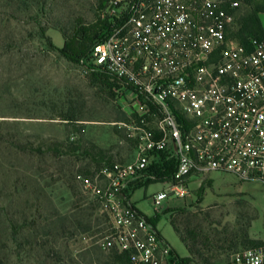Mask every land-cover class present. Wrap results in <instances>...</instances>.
Wrapping results in <instances>:
<instances>
[{
    "label": "built area",
    "instance_id": "1",
    "mask_svg": "<svg viewBox=\"0 0 264 264\" xmlns=\"http://www.w3.org/2000/svg\"><path fill=\"white\" fill-rule=\"evenodd\" d=\"M242 0H106L108 34L81 63L115 83L121 123L135 157L105 159L80 177L100 203L107 228L95 244L127 253L130 264H178V253L123 193L144 183L159 152L177 169L153 197L159 211L190 195V183L227 173L264 186V40L234 36ZM181 119L183 123H179ZM162 183V182H161ZM226 264H264V244L238 250Z\"/></svg>",
    "mask_w": 264,
    "mask_h": 264
},
{
    "label": "rangeland",
    "instance_id": "2",
    "mask_svg": "<svg viewBox=\"0 0 264 264\" xmlns=\"http://www.w3.org/2000/svg\"><path fill=\"white\" fill-rule=\"evenodd\" d=\"M257 1L251 0L247 10ZM102 5V0H0V243L12 248L10 215L35 214L28 210L31 204L24 203L31 197L23 188L40 183L54 206L43 205L39 212L44 216L53 209L68 213L74 203L95 208L99 202L79 176L94 178L101 157L119 164L135 157V146L121 125L130 116L117 103L115 83L109 86L100 71L59 52L65 42L60 29L71 34L80 19L86 25L97 21ZM241 22L237 15L236 27ZM214 176L203 192L195 186L186 199L165 201L157 218L158 230L179 259H191L189 264H226L235 251L244 249L246 239L264 244V186L227 173ZM167 187L158 182L139 189L133 201L152 214L153 199L145 196ZM101 215L98 206L94 217L102 218V231L39 241H49L68 264L69 259L79 264L107 261L95 246L108 225ZM36 222L41 232L46 224L42 218ZM46 252L23 254L21 264H39ZM18 263L13 257L11 264Z\"/></svg>",
    "mask_w": 264,
    "mask_h": 264
},
{
    "label": "trees",
    "instance_id": "3",
    "mask_svg": "<svg viewBox=\"0 0 264 264\" xmlns=\"http://www.w3.org/2000/svg\"><path fill=\"white\" fill-rule=\"evenodd\" d=\"M102 4L104 9L106 0H102ZM250 5L251 0H242V5L238 8L236 13V18L238 15L242 22L240 24L238 23L237 27L235 25L236 28L234 36L244 44L248 43L249 37L264 40V33L258 17L260 13H264V0L255 2L254 8L247 10ZM60 31L65 38V42L63 48L59 52L69 61L80 63L83 57L88 56L93 46L107 36L108 27L106 21L102 18L87 25L83 24V20L80 19L78 26L71 34H68L64 29H60ZM101 75L107 80V84L109 86L114 84L109 76L104 73ZM70 114L71 116H74L75 112L70 111ZM126 117L127 116H124V119L127 120ZM178 121L179 123H183L181 119H178ZM129 141L135 146L134 141ZM105 159V157H101L98 163L101 165ZM176 169V162L174 160H167L165 152H159L156 159L147 168L149 178L144 183L140 181L131 183L129 188L124 191L123 196L129 200L132 193L136 189L153 183H165L172 180ZM204 188L205 185H201L198 192H203ZM22 192H26L27 196L31 197L30 199L27 197L28 199L24 200V203H30L31 205L28 210L30 212L35 210V214L29 217L23 211H16L10 215L8 219V228L10 230L11 242L15 245V247L12 248L6 243H0V264H11L13 257H17L21 264L22 260L20 258L23 254L31 255L33 252H37V250L47 251L43 255V258L45 259H39V264H68L62 256L60 250H56L55 247H52L49 241H44V243H42L39 241V238L52 236L55 239H71L76 235L86 234L92 229H94V231L103 230L99 227L101 225L102 218L99 216L94 217V210L98 206L100 207V203H98V206L94 204L95 208H93L92 205L89 207H83L74 203V208L68 213H61L58 210L53 209L49 210L50 213L44 216L39 212L41 207H43V205H50V208H53L54 206L52 205V200L46 197L44 189L40 183L36 182L32 189L26 190L23 188ZM101 217L107 219L106 215L103 213ZM39 218H42L46 224V226L41 229V232H39L36 222ZM157 218L158 216L153 219H149L153 226H156ZM30 220H33L31 221L33 223H30ZM171 224L175 232L180 236V229L173 218L171 219ZM27 228H29V233L26 232ZM46 228L49 229L47 230ZM181 240L186 245L185 238H181ZM259 245L263 244L259 241L246 239L244 249ZM95 246L100 253L107 255L108 260L104 262L98 261L94 264H130L129 255L127 253L121 254L114 250L104 251L99 246ZM190 262L191 259L189 258L184 260L179 259L178 264H189ZM69 263L79 264L77 261L72 259H69Z\"/></svg>",
    "mask_w": 264,
    "mask_h": 264
},
{
    "label": "crops",
    "instance_id": "4",
    "mask_svg": "<svg viewBox=\"0 0 264 264\" xmlns=\"http://www.w3.org/2000/svg\"><path fill=\"white\" fill-rule=\"evenodd\" d=\"M259 20H260V25H261V28H262V30H263V33H264V13H260L259 14ZM214 174L215 173H212L209 177H208V179L204 182V183H202V184H200L199 182H197V181H195V180H193L191 183H190V189L191 190H194V188H196L195 186H197L198 187V189L200 188V186L201 185H206L207 183H209V179L210 178H214L215 176H214ZM158 183V182H157ZM157 183H153V184H157ZM152 184H150V185H148V186H145V187H141V188H139V189H142V188H148L149 186H151ZM139 189H136L133 193H132V195H131V198H130V202L136 207V208H138L141 212H143L149 219H153V218H155L156 216H160L159 215V211H156V209H155V207L153 206V208H154V213H152V214H147L145 211H143L141 208H139L138 206H137V202L136 201H133V197H134V194L136 193V191L137 190H139ZM164 190V189H163ZM160 191H162V189H159V190H156L155 192H153L152 194H150V196H145V198H148V197H150V198H152L153 199V197H154V195L156 194V193H158V192H160ZM187 198V197H186ZM186 198H170V199H179V200H184V199H186ZM153 201V200H152ZM167 201V200H166ZM152 204H153V202H152ZM158 224L159 223H156V228H157V230H158ZM158 232H159V234L165 239V237L161 234V232L158 230ZM166 240V239H165ZM167 241V240H166Z\"/></svg>",
    "mask_w": 264,
    "mask_h": 264
}]
</instances>
